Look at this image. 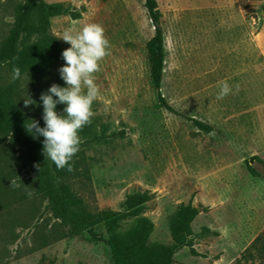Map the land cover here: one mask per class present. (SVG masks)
I'll use <instances>...</instances> for the list:
<instances>
[{"label": "rangeland", "instance_id": "rangeland-1", "mask_svg": "<svg viewBox=\"0 0 264 264\" xmlns=\"http://www.w3.org/2000/svg\"><path fill=\"white\" fill-rule=\"evenodd\" d=\"M26 2L0 0V45ZM31 2L69 14L49 22L61 53L70 45L59 37L71 26L100 24L111 45L95 74L100 97L91 124L79 133L69 177L56 176L43 137L30 134L36 165L51 186L67 187L80 202L77 211L88 213L122 214L127 197L148 193L145 211L117 231L133 233L144 221L151 226L148 245H170L168 218L190 204L198 211L190 240L197 257L185 248L173 264H264V0H154L163 56L159 91L146 55L154 28L144 0ZM64 63L61 58L44 77L17 80L0 67L7 118L44 127L39 97L53 83L66 86L58 73ZM225 80L233 93L217 100ZM27 94L36 101L29 108ZM64 107L56 111L63 114ZM24 152L11 134L0 133V264H111L110 236L101 225L93 230L99 242L86 233L66 236L24 167ZM203 230L209 233L202 236Z\"/></svg>", "mask_w": 264, "mask_h": 264}, {"label": "trees", "instance_id": "trees-1", "mask_svg": "<svg viewBox=\"0 0 264 264\" xmlns=\"http://www.w3.org/2000/svg\"><path fill=\"white\" fill-rule=\"evenodd\" d=\"M144 9L154 28V36L146 46V55L150 77L156 91H159L163 59L161 32L158 29L160 15L154 0H144ZM14 15L13 27L0 45V67L5 68L11 75L13 67H19L21 76H46L61 60L60 47L49 33V22L51 19L69 14L61 6L41 3L35 7L31 0H27L23 8L15 10ZM157 99L161 108L170 111L159 94ZM5 105L6 102L1 100L0 93V133L11 134L24 149L23 165L36 178L40 193L52 205L54 219L67 229V237L72 238L86 233L91 241L99 242L93 230L101 225L105 233L110 236L106 245L111 264H173L174 257L185 248L189 249L191 256L197 257L191 249L190 240L193 237L191 224L197 218L198 211L190 204L177 207L168 218L167 227L171 242L168 246L148 245L151 226L144 221L138 231L117 233L122 222L137 219L145 211V204L151 201L148 193L127 197L122 204V214L88 213L83 208L77 211L76 207L80 202L69 195L68 188L61 186L57 190L54 189L49 182L48 172L36 165V149L30 134L18 119L7 118ZM195 127L204 134L210 133L205 126L195 123ZM53 169L59 179L69 177L73 171L57 170L55 165ZM249 173L252 177H256L252 170H249ZM202 212L205 213L206 210L202 209ZM208 233L207 230H203L201 235Z\"/></svg>", "mask_w": 264, "mask_h": 264}, {"label": "clouds", "instance_id": "clouds-1", "mask_svg": "<svg viewBox=\"0 0 264 264\" xmlns=\"http://www.w3.org/2000/svg\"><path fill=\"white\" fill-rule=\"evenodd\" d=\"M59 39L70 45L62 51L61 58L65 63L58 68L66 86L53 83L47 92L40 94L44 127H40L38 121L30 120L25 130L34 140L43 137V155L57 170L71 172L73 157L80 151L79 133L91 124L95 115L92 105L100 97L95 74L101 70V62L110 55L111 45L103 26L96 23L82 28L71 26ZM20 78V68L13 67L12 79ZM232 93L233 87L226 80L221 81L216 99L222 100ZM35 104L29 94L23 98L25 108ZM58 104L65 105L63 114L56 111Z\"/></svg>", "mask_w": 264, "mask_h": 264}]
</instances>
